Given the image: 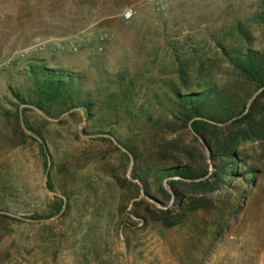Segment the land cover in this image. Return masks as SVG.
Listing matches in <instances>:
<instances>
[{
    "label": "rangeland",
    "instance_id": "rangeland-1",
    "mask_svg": "<svg viewBox=\"0 0 264 264\" xmlns=\"http://www.w3.org/2000/svg\"><path fill=\"white\" fill-rule=\"evenodd\" d=\"M163 1L158 14L151 0H0V264H264V142L243 146L256 176L251 187L232 184L240 211L219 237L211 228L222 224L214 212L190 215L170 230L135 216L144 215L146 203L162 209L151 200L156 168L189 154L199 169L213 171L192 134L167 124L172 91L184 93L178 66H190V90L201 80L214 84L239 109L257 92L221 47L264 55V23L256 19L264 0ZM127 8L136 16L124 23ZM97 31L114 35L103 56L16 57L36 43ZM33 59L83 74L106 120L88 122L79 110L50 119L22 106L14 93L33 94L25 74ZM129 82L137 116L113 123L108 95ZM114 136L134 148L136 160Z\"/></svg>",
    "mask_w": 264,
    "mask_h": 264
},
{
    "label": "trees",
    "instance_id": "trees-1",
    "mask_svg": "<svg viewBox=\"0 0 264 264\" xmlns=\"http://www.w3.org/2000/svg\"><path fill=\"white\" fill-rule=\"evenodd\" d=\"M261 7L256 19L264 23V2ZM236 29L244 41L250 40L248 32L241 25H237ZM221 48L227 63L259 94L248 108V104L243 103L239 109H234L223 90L214 84L201 80L199 87L190 90L187 87L190 66H178L177 73L184 93L172 91L173 121L167 124L192 134L211 162L213 171L199 169L189 154L183 157V163L156 168L153 183L157 197L151 200L162 209L146 203L144 215H135L144 225L151 223L170 230L183 227L190 215H210L214 212L222 224L211 225V228L214 232L219 228L216 233L219 237L225 232L228 220L240 211L236 197L239 191L232 184L240 182L252 186L256 176L254 158L243 150V146L264 142V55L252 51L231 55ZM25 74L31 80L34 91L32 95L28 93L26 99L18 92L14 93L22 106L34 108L50 119L79 110L88 122L97 117L100 121L106 120L99 115L102 107L92 96L93 93L86 90V77L83 74L48 67L44 61L36 59L28 63ZM134 92L129 82L122 83L117 91L109 93L108 99L112 104L106 109L113 123L137 116ZM53 107H57L55 114L52 113ZM27 130L33 133L30 128ZM114 138L117 145L136 160L134 148L125 144L123 139ZM134 178L147 189L146 177L138 175ZM165 186L171 193L166 191ZM145 195L151 198L147 193ZM140 205L135 206L138 208Z\"/></svg>",
    "mask_w": 264,
    "mask_h": 264
},
{
    "label": "built area",
    "instance_id": "built-area-1",
    "mask_svg": "<svg viewBox=\"0 0 264 264\" xmlns=\"http://www.w3.org/2000/svg\"><path fill=\"white\" fill-rule=\"evenodd\" d=\"M151 4L156 13H164L166 5L163 0H151ZM135 16L136 11L132 8H127L121 14V20L124 23H129ZM113 40L114 35L107 31L79 33L69 36L57 43H36L19 51L16 57L19 59H26L44 52L55 56H74L85 52L103 56L106 53L109 43Z\"/></svg>",
    "mask_w": 264,
    "mask_h": 264
},
{
    "label": "water",
    "instance_id": "water-1",
    "mask_svg": "<svg viewBox=\"0 0 264 264\" xmlns=\"http://www.w3.org/2000/svg\"><path fill=\"white\" fill-rule=\"evenodd\" d=\"M258 94H259V92H257V93L253 96V99H254ZM249 104H250V103H249ZM249 104L247 105V108L249 107ZM138 185L140 186L139 183H138ZM165 188H166V191H167L168 193H171L167 186H165ZM141 196H143V194H141Z\"/></svg>",
    "mask_w": 264,
    "mask_h": 264
}]
</instances>
